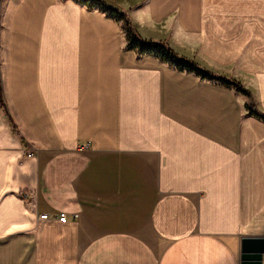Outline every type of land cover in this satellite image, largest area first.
I'll use <instances>...</instances> for the list:
<instances>
[{
	"label": "crops",
	"instance_id": "crops-1",
	"mask_svg": "<svg viewBox=\"0 0 264 264\" xmlns=\"http://www.w3.org/2000/svg\"><path fill=\"white\" fill-rule=\"evenodd\" d=\"M104 1L264 113V0ZM0 89V264H264L251 98L75 0H0Z\"/></svg>",
	"mask_w": 264,
	"mask_h": 264
},
{
	"label": "trees",
	"instance_id": "trees-1",
	"mask_svg": "<svg viewBox=\"0 0 264 264\" xmlns=\"http://www.w3.org/2000/svg\"><path fill=\"white\" fill-rule=\"evenodd\" d=\"M75 1L81 4H87L89 7H97L100 10L104 11L109 17L115 18L116 20H121L123 30L125 32V37L127 40V46L129 48L136 49L138 53L153 55L164 62L176 66L177 68H182L190 72H194L195 74L201 76L202 78L216 80L224 85L231 86L235 91L240 92L246 95L247 97L251 98L249 91L246 90L235 80L214 75L209 71L200 68L195 62L177 55L172 49H170L163 42H154V41L141 39L133 31L131 23L127 18V16L125 15V13L119 11L117 8L113 6L107 5L104 0H75ZM0 98H1V89H0ZM247 114L249 116H253L261 120L264 123V113L261 112L256 107V105L252 102V98H251V104L248 107Z\"/></svg>",
	"mask_w": 264,
	"mask_h": 264
},
{
	"label": "water",
	"instance_id": "water-1",
	"mask_svg": "<svg viewBox=\"0 0 264 264\" xmlns=\"http://www.w3.org/2000/svg\"><path fill=\"white\" fill-rule=\"evenodd\" d=\"M254 251L257 253L256 257L259 255L264 250V239H259V240H253V239H246L244 240L243 243V258L247 257V252L246 251Z\"/></svg>",
	"mask_w": 264,
	"mask_h": 264
},
{
	"label": "built area",
	"instance_id": "built-area-1",
	"mask_svg": "<svg viewBox=\"0 0 264 264\" xmlns=\"http://www.w3.org/2000/svg\"><path fill=\"white\" fill-rule=\"evenodd\" d=\"M83 147H86V146H85V145H84V146H81V149H82ZM29 155L32 156L33 153H30ZM51 217L54 218V219H57V220H59V221H65V220L67 219L66 214L63 213V212H60V213H58V214H54L53 216H52V215L50 216V215L47 214V213H44V214L39 215V218H41V219H49V218H51Z\"/></svg>",
	"mask_w": 264,
	"mask_h": 264
}]
</instances>
